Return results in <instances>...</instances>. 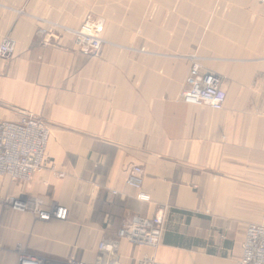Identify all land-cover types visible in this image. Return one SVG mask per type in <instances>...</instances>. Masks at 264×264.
Returning <instances> with one entry per match:
<instances>
[{
  "label": "crops",
  "instance_id": "0c3cea01",
  "mask_svg": "<svg viewBox=\"0 0 264 264\" xmlns=\"http://www.w3.org/2000/svg\"><path fill=\"white\" fill-rule=\"evenodd\" d=\"M101 20V47L75 46ZM0 120L50 130L46 168L0 175V264L93 262L123 218L159 215L156 248L118 244L121 264H235L248 224L264 225V4L255 0H0ZM223 80L222 109L177 100L192 62ZM135 165L138 191L126 184ZM67 208L64 220L17 211Z\"/></svg>",
  "mask_w": 264,
  "mask_h": 264
},
{
  "label": "built area",
  "instance_id": "2783aa9c",
  "mask_svg": "<svg viewBox=\"0 0 264 264\" xmlns=\"http://www.w3.org/2000/svg\"><path fill=\"white\" fill-rule=\"evenodd\" d=\"M264 4V0H255ZM101 20L83 21L75 34V46L78 50L92 53L101 47ZM16 42L6 37L0 43V59H10L15 51ZM178 101L204 105L212 109H222L226 101V92L222 78L214 73L202 72L199 62H192L180 91ZM50 130L46 120L40 116L25 113L16 120H0V175L15 180H29L31 176L46 168V156ZM143 170L135 165L131 168L126 184L138 191L139 200H149V195L141 191ZM3 202L17 211L32 208L37 217L44 221L64 220L67 208L56 206L50 210L37 209L21 198L6 196ZM163 225L159 215H131L123 218L114 238L102 239L98 243V256L93 262L71 259L67 264H121L118 257V244L126 239L135 246L156 248L161 241ZM40 259L20 257L18 264H41ZM138 264H160L154 257L145 256ZM235 264H264V225L250 223L245 230L240 255Z\"/></svg>",
  "mask_w": 264,
  "mask_h": 264
}]
</instances>
